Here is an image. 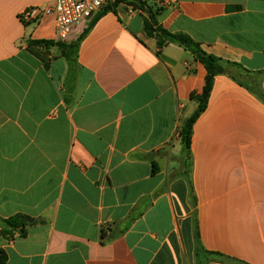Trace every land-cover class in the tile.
<instances>
[{
  "label": "crops",
  "instance_id": "0c3cea01",
  "mask_svg": "<svg viewBox=\"0 0 264 264\" xmlns=\"http://www.w3.org/2000/svg\"><path fill=\"white\" fill-rule=\"evenodd\" d=\"M141 1L238 65L241 84L214 77L188 171L175 135L207 72L182 47L159 49L145 10L81 22L70 66L56 45L29 46L54 42L53 14L19 20L54 0H0V219L32 220L0 234L5 264H264V0ZM195 228L221 257L196 253Z\"/></svg>",
  "mask_w": 264,
  "mask_h": 264
},
{
  "label": "trees",
  "instance_id": "16d2710c",
  "mask_svg": "<svg viewBox=\"0 0 264 264\" xmlns=\"http://www.w3.org/2000/svg\"><path fill=\"white\" fill-rule=\"evenodd\" d=\"M120 3H126L134 9L145 10L148 15V21L145 23V29L149 36L156 37V44L159 49L163 48L166 45L173 44L179 47H182L189 51L195 59H197L205 68L207 75L205 78V84L202 88V91L198 95H191L192 99H196L198 101V107L195 112L187 119L184 126L179 131L180 142L182 146V156L184 159V165L188 171H190V142H191V134H192V126L196 119L201 115V113L206 109L207 102L209 99L213 79L218 75H225L235 82L240 81L238 78L244 72L238 65L223 62L220 59H217L211 55L205 54L201 49L198 43L194 42L190 37L182 33H171L167 30H164L161 26L158 25V22L155 18L156 12H152V10L146 6L144 2L141 0H117L112 5H107L102 9L101 13L96 16L93 22L103 13L110 11L115 8L116 5ZM91 22V25L93 24ZM81 41V37L74 42L73 44L65 45L64 43H55V42H29V46H44L50 47L52 45H56L59 49H61L62 56L68 61L71 66L75 62L77 50L79 43ZM30 51V50H29ZM46 64V61H44ZM264 76V71L260 72ZM248 88V87H247ZM259 96L261 100L264 101V95L261 92L255 93ZM155 172V167L152 166V173ZM188 187H189V201L191 205H194V197H193V188L190 180L188 179ZM32 220L23 215H15L9 217L7 219H0V234L12 239L15 232L19 234V236H24L25 231L24 227L28 224H31ZM194 238L196 242V253H200L202 248L199 245L198 235L196 228L194 229ZM203 253L213 256H219L217 254H211L203 251ZM221 257V256H219ZM7 261V255L3 250H0V264H5Z\"/></svg>",
  "mask_w": 264,
  "mask_h": 264
},
{
  "label": "built area",
  "instance_id": "2783aa9c",
  "mask_svg": "<svg viewBox=\"0 0 264 264\" xmlns=\"http://www.w3.org/2000/svg\"><path fill=\"white\" fill-rule=\"evenodd\" d=\"M117 0H54L52 7L40 9L30 7L19 15L22 24L36 23L43 15L53 14L55 27V43L68 41L77 26L88 21L99 13L105 6L112 5ZM169 3V0H163ZM179 137L178 132L175 135Z\"/></svg>",
  "mask_w": 264,
  "mask_h": 264
}]
</instances>
